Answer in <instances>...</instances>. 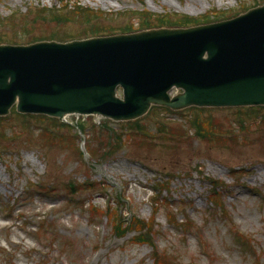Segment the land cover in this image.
<instances>
[{
  "label": "rangeland",
  "instance_id": "obj_1",
  "mask_svg": "<svg viewBox=\"0 0 264 264\" xmlns=\"http://www.w3.org/2000/svg\"><path fill=\"white\" fill-rule=\"evenodd\" d=\"M263 3L0 0V42L122 32L147 26L144 10L205 22ZM189 109L155 107L133 124L0 118V264H264V108Z\"/></svg>",
  "mask_w": 264,
  "mask_h": 264
},
{
  "label": "water",
  "instance_id": "obj_2",
  "mask_svg": "<svg viewBox=\"0 0 264 264\" xmlns=\"http://www.w3.org/2000/svg\"><path fill=\"white\" fill-rule=\"evenodd\" d=\"M175 87L183 91L171 98ZM15 103L21 113L115 120L139 117L152 104L264 105V4L194 26L63 43H0V115Z\"/></svg>",
  "mask_w": 264,
  "mask_h": 264
},
{
  "label": "trees",
  "instance_id": "obj_3",
  "mask_svg": "<svg viewBox=\"0 0 264 264\" xmlns=\"http://www.w3.org/2000/svg\"><path fill=\"white\" fill-rule=\"evenodd\" d=\"M77 6L78 5H76V7H75V5H74L72 7H74V9L79 13L80 11L77 9ZM68 9L70 10V12L72 11V8L69 7ZM96 12H97L96 15H100V16H103V17H104V14H108V12H106V13H102L101 11H96ZM92 14H94V13H90V14L83 13L81 15L84 18V19L81 18L82 22L83 21L84 22L89 21L90 18H92V16H90ZM138 17L141 18L142 21H146L148 23H149V20H150V24L151 25H155V24L156 25H159V24H168V25H170L172 23H177V24H181V25H183V24H187L188 25V24H194L195 22H199V23L201 22V21H196V20L192 19V17L184 16V15H183V17L177 16V18L175 20L170 21V18L167 17L165 14L164 15L161 14V16H160V15L154 14L151 11L150 12L149 11H141L140 15ZM138 17L134 18V20L138 19ZM220 17H223V16H218L216 18L210 17V18H207L206 20L207 21L214 20V19L216 20L217 18H220ZM154 19H155V21L153 22ZM141 25H144V24H141ZM128 29H134V28L128 26L127 28H124V29H121V30H128ZM111 30L112 29H107L106 28V30H101V31L98 30L97 33H106V31L109 32Z\"/></svg>",
  "mask_w": 264,
  "mask_h": 264
}]
</instances>
